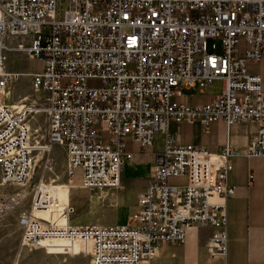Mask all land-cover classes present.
Listing matches in <instances>:
<instances>
[{
    "label": "built area",
    "instance_id": "obj_1",
    "mask_svg": "<svg viewBox=\"0 0 264 264\" xmlns=\"http://www.w3.org/2000/svg\"><path fill=\"white\" fill-rule=\"evenodd\" d=\"M14 55L39 59L41 69L29 75L32 96L0 103L2 184L24 187L34 161L51 170L48 155L61 147L66 179L80 170L81 187L101 200L119 190L123 164L132 158L125 140L143 151L155 133L164 137L131 224L73 227L66 204L58 212L62 224L42 220L34 213L57 203L53 185L39 181L18 219L23 244L89 264H149L160 245H182L185 230L198 227L211 230L208 258L224 257L230 160L239 154L226 146L210 154L179 145L168 123L198 122L205 131L218 119L254 124L244 157L264 159V94L259 76L245 71L264 56V0H0L3 99L22 76L5 69ZM88 80L101 85L88 88ZM216 80L220 91L210 101H184L182 91L202 94ZM37 115L44 118L42 143L30 129Z\"/></svg>",
    "mask_w": 264,
    "mask_h": 264
},
{
    "label": "crops",
    "instance_id": "obj_2",
    "mask_svg": "<svg viewBox=\"0 0 264 264\" xmlns=\"http://www.w3.org/2000/svg\"><path fill=\"white\" fill-rule=\"evenodd\" d=\"M10 57L12 56H8L7 60ZM7 60L5 69L9 72ZM245 71L249 75L259 76L260 88L264 94V56L256 64H246ZM18 73L27 74L21 71ZM30 74L33 73H28ZM204 88L202 94H199L197 90L192 92L184 90L187 92L183 94L184 101L190 106H199L210 101L213 96L208 97L204 93ZM12 91L13 88L10 96ZM32 95L33 92L29 96L17 97V100ZM168 132L179 145H194L204 148L210 154H217L226 146L239 154L230 160L231 171L228 184L233 188V196L225 204V254L223 258H208L206 245L211 230L190 227L185 230L182 245H160L157 256L149 264H264V159L244 157L247 142L255 134L256 126L246 122L226 126L222 120L218 119L211 122L205 131L198 122L175 124L170 121ZM125 148L131 152L132 158L124 162L119 190L113 192L111 196L99 200L96 194L83 189L80 170L78 187L87 193L86 199L71 194L73 186L66 183L71 178L65 179L62 184L66 188L65 204L72 209L68 221L70 226L131 224L128 219L138 209L136 196L147 185L149 169L155 154L152 151V144L149 148L139 151L137 146L128 139L125 140ZM126 207H132L135 210L129 215L127 213L123 215L120 211L125 210Z\"/></svg>",
    "mask_w": 264,
    "mask_h": 264
},
{
    "label": "rangeland",
    "instance_id": "obj_3",
    "mask_svg": "<svg viewBox=\"0 0 264 264\" xmlns=\"http://www.w3.org/2000/svg\"><path fill=\"white\" fill-rule=\"evenodd\" d=\"M59 14H61L66 8V3L57 4ZM42 32L45 33L46 29L43 28ZM242 44L239 46V54H242ZM219 51V45L216 44V52ZM41 69V61L39 59H27L14 55L7 60V70L11 73L25 72L27 74L22 75L16 84L13 86L12 96H8L3 99L0 97V103L8 105H16L17 97L31 95L30 78L28 73H36ZM100 81L88 80L86 86L88 88L100 87ZM220 82L215 81L204 88V93L208 96L217 95L220 91ZM192 92V91H191ZM183 94L187 92L183 91ZM35 98H38V94H34ZM171 102H176V98H172ZM31 133L37 131L39 141L42 143V136L44 131V118L42 116H34V119L30 123ZM35 135V134H34ZM33 136L32 140H34ZM102 142H107L106 133L101 134ZM163 134L157 132L152 138V151L154 154L162 152L163 147ZM45 155V154H44ZM53 161V168L51 170L43 169L41 160H35L33 170L30 171V178L27 184L22 187H13L4 185L0 181V264H89L87 258L77 256L69 257L58 254H49L43 248L31 247L21 242V230L18 224L19 216L22 212L27 211L30 207V202L33 195L34 186L40 181L44 184H51L54 187L55 193L52 195L54 201L57 203L54 208L46 211H39L34 213L35 216L42 220L49 221L51 223L62 224L63 220L58 218V212L62 205L66 203V188L62 184L66 177L65 160L63 155V149L61 147H53L48 155ZM39 155L35 159H38ZM73 177L69 182L73 187L71 188V194H76L79 198H87V193L78 187L80 183L79 170H73ZM168 183L171 185H183V179H169ZM52 194L49 192V195ZM113 205V202H111ZM134 208L126 207L125 210L120 211L123 215H127L134 212ZM47 242L43 241L45 245ZM63 244V242H58ZM59 246V245H58ZM73 250H77V245H74Z\"/></svg>",
    "mask_w": 264,
    "mask_h": 264
},
{
    "label": "bare ground",
    "instance_id": "obj_4",
    "mask_svg": "<svg viewBox=\"0 0 264 264\" xmlns=\"http://www.w3.org/2000/svg\"><path fill=\"white\" fill-rule=\"evenodd\" d=\"M35 162V161H34ZM32 170H33V168H32Z\"/></svg>",
    "mask_w": 264,
    "mask_h": 264
}]
</instances>
